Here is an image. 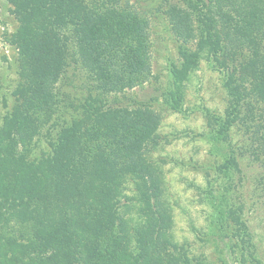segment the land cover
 <instances>
[{"label": "trees", "instance_id": "trees-1", "mask_svg": "<svg viewBox=\"0 0 264 264\" xmlns=\"http://www.w3.org/2000/svg\"><path fill=\"white\" fill-rule=\"evenodd\" d=\"M5 1L19 23L9 41L20 82L11 110L0 92V264H204L174 242L165 173L150 154L162 115L120 104L153 75L148 20L121 0ZM165 1L178 61L163 104L182 112L205 56L223 74L225 115L207 114L211 151L223 158L213 232L227 230L242 264H261L233 194L241 160L264 168V0ZM71 63L89 87L68 121L60 86ZM51 129V152L33 159Z\"/></svg>", "mask_w": 264, "mask_h": 264}, {"label": "rangeland", "instance_id": "rangeland-1", "mask_svg": "<svg viewBox=\"0 0 264 264\" xmlns=\"http://www.w3.org/2000/svg\"><path fill=\"white\" fill-rule=\"evenodd\" d=\"M121 3L133 7L149 22L153 75L148 83L119 97L122 105L150 103L163 117L158 132L161 144L150 154L165 173L166 197L174 214V242L182 252L199 258L204 264H242L235 241L227 230L213 232L212 225L222 183L223 158L211 151L207 114L225 115L228 96L223 74L205 56L186 83L182 112L170 110L163 104V94L170 87V66L178 61V52L165 14L167 2L121 0ZM11 10L7 1L0 0V92L7 98L9 110L15 104L13 93L20 82L18 51L9 41L19 23ZM84 77L80 68L71 63L61 82L66 98L61 97L71 104L67 111L71 116L64 117L68 121L72 119L74 107L88 96L89 86ZM57 124L62 121L58 120ZM55 137L56 130L44 131L35 144L32 158L51 152L50 141ZM240 139V132L235 131V144H240ZM240 163L242 180L233 199H240L245 205L244 218L254 235L258 260L264 264V168L251 165L248 159ZM133 190L134 185L129 184L130 196L134 195Z\"/></svg>", "mask_w": 264, "mask_h": 264}]
</instances>
